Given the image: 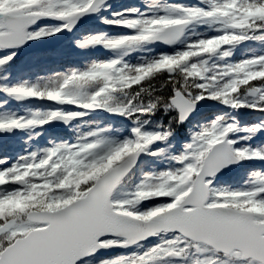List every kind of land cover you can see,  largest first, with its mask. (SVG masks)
I'll return each instance as SVG.
<instances>
[{"label": "snow or ice", "instance_id": "snow-or-ice-1", "mask_svg": "<svg viewBox=\"0 0 264 264\" xmlns=\"http://www.w3.org/2000/svg\"><path fill=\"white\" fill-rule=\"evenodd\" d=\"M0 264H264V0H0Z\"/></svg>", "mask_w": 264, "mask_h": 264}, {"label": "trees", "instance_id": "trees-1", "mask_svg": "<svg viewBox=\"0 0 264 264\" xmlns=\"http://www.w3.org/2000/svg\"><path fill=\"white\" fill-rule=\"evenodd\" d=\"M181 131H183V130H181Z\"/></svg>", "mask_w": 264, "mask_h": 264}]
</instances>
